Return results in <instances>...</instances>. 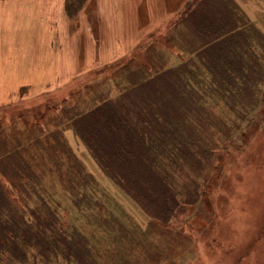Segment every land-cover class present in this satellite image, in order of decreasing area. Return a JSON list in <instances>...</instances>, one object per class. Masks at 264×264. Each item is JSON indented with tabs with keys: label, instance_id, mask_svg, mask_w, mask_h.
Segmentation results:
<instances>
[{
	"label": "rangeland",
	"instance_id": "obj_1",
	"mask_svg": "<svg viewBox=\"0 0 264 264\" xmlns=\"http://www.w3.org/2000/svg\"><path fill=\"white\" fill-rule=\"evenodd\" d=\"M85 1L81 0L82 10ZM104 1L103 19L94 9L95 0L91 6L95 15L91 13V18L102 19V24L110 18L112 30L124 32V0ZM200 1L197 10L206 6L203 14L207 19L214 15L223 19L228 16L236 19L241 27V32L229 38L227 45V50H234L235 55L230 58L234 71L227 74L223 69L204 72L206 82L218 81L226 87L215 85L202 92L206 103L202 110L198 109L201 121L197 122L194 117L191 122L198 137L197 146H193L197 154L192 152L189 158H177L168 177L178 199V204L168 209L171 211L150 205L157 209L159 216V219H152L124 190L101 196L107 204L102 212L96 209L73 211L71 220L88 239L82 253L93 251L103 264H264V28H257L250 48L248 27H245L247 19L239 20L232 11L226 10V0ZM218 10L223 13L216 14ZM83 19L81 30H88L90 24ZM192 25L186 22L180 29L161 27L120 59L100 65L95 79H82L86 71L75 78L73 86L64 87L54 95L49 96L51 92L34 99L21 97L0 107V147L8 135L26 136V132L36 126L38 129L36 120L40 125H54L53 120L59 115L58 107L62 104L63 112L66 110L72 117L103 100L118 97L124 87V77L129 76L124 66L116 67L118 60L132 71L138 66H164L165 57H170L168 49L177 47L194 53L191 40L196 41L199 36ZM81 43V47L102 45L92 33L89 37L82 33ZM123 47L120 43L116 45L118 56L124 53L120 50ZM99 54L98 51L89 53L87 63L96 62ZM84 61L81 59V63ZM229 82L232 85H228ZM100 125L99 122L96 128L104 132ZM81 150L94 170L93 161L84 153V148ZM100 214L108 217L104 228L98 226ZM121 224L124 235L119 230ZM5 250L6 247L0 246V264H46V258L41 260L34 256L36 249L33 247H24L25 259L30 257L24 263L11 254L15 260L9 258ZM49 263L70 264L63 258H52Z\"/></svg>",
	"mask_w": 264,
	"mask_h": 264
},
{
	"label": "trees",
	"instance_id": "obj_2",
	"mask_svg": "<svg viewBox=\"0 0 264 264\" xmlns=\"http://www.w3.org/2000/svg\"><path fill=\"white\" fill-rule=\"evenodd\" d=\"M226 1L225 9L235 14L236 9ZM201 3L193 2L190 17L199 36L191 40L194 53L177 47L168 49L170 57H165L164 66H138L132 71L118 60L116 67L124 66V72L129 73L118 97L72 117L63 112V104L58 107L55 102L59 115L54 125H40L36 120L38 129L36 126L26 132L28 135L3 138L0 246L6 247L9 258L11 254L24 263L30 258L25 259L24 247L29 246L36 249V258H46V264L52 258H63L70 264H103L93 251L82 253L88 239L71 220L73 211L102 212L107 204L101 196L122 190L152 219L159 216L150 205L168 211L178 204L168 177L177 158L186 159L195 152L198 137L191 122L194 117L201 121L198 109L206 103L202 92L215 85L226 87L222 82H206L204 72L234 71L230 59L234 50H227V45L238 28L237 21L217 15L207 19L203 14L206 6L197 10ZM96 77L94 68L82 79ZM67 110L70 112V108ZM99 122L104 132L96 128ZM81 148L93 161L94 170ZM107 222V214H100L98 226L104 228ZM119 230L124 235L123 224Z\"/></svg>",
	"mask_w": 264,
	"mask_h": 264
},
{
	"label": "crops",
	"instance_id": "obj_3",
	"mask_svg": "<svg viewBox=\"0 0 264 264\" xmlns=\"http://www.w3.org/2000/svg\"><path fill=\"white\" fill-rule=\"evenodd\" d=\"M228 1L236 9V18L248 21L245 27L251 48L257 28H264V0ZM75 2L0 0V107L21 97L34 99L71 87L77 81L75 78L123 57L161 27L182 28L186 22L191 23L192 4L196 0H124V32L113 31L110 18L104 22L106 25L102 24L106 12L104 0L94 3L101 20L91 18V13L95 15L92 0L84 2L83 10L81 0L76 5ZM82 19L90 24L88 30H81ZM237 27L234 34L241 32L239 24ZM82 33L88 37L95 34L102 41L101 47L89 44L81 47ZM118 43L124 45L120 48L124 53L119 56L115 52ZM93 51L100 52L98 64L87 63ZM110 51L113 52L107 54ZM81 59H85L84 63Z\"/></svg>",
	"mask_w": 264,
	"mask_h": 264
}]
</instances>
